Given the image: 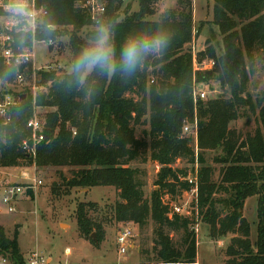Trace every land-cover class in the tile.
I'll list each match as a JSON object with an SVG mask.
<instances>
[{
	"label": "trees",
	"instance_id": "obj_1",
	"mask_svg": "<svg viewBox=\"0 0 264 264\" xmlns=\"http://www.w3.org/2000/svg\"><path fill=\"white\" fill-rule=\"evenodd\" d=\"M36 1L48 14L35 37L56 39L60 28L71 27L72 70L38 71L37 84L46 90L36 96L29 92L15 96L3 87L0 100L13 95L17 101L5 116L0 115V167H69L71 177L64 179L69 188L114 186L121 199L115 207L118 221H133L144 227L152 219L156 224L157 263L196 264L194 216L172 212L163 201V193L177 194L191 188L182 179L188 169L172 164L178 159L198 163V207L211 237L236 235L228 245L224 264H264V91L256 99L247 91L257 53L264 55V0H214L213 23L223 35V51L217 54L214 45H209L201 56L213 59L215 66L197 72L193 54L186 49L193 39V0H177L175 8L162 12L157 19L152 17L159 0H139V9L126 12L122 18L123 0H107L106 13L98 24L81 5L86 0ZM86 26L95 27L88 33V40L80 36ZM101 29L107 32L108 67L93 66L89 73L88 68L76 71L77 61L92 47L89 40L96 42L104 34ZM10 33L17 53L32 47L31 31L21 26ZM133 38L149 43L163 40L164 44L143 54L135 70L126 74L122 50ZM30 68L31 64L8 65L1 57L0 80L10 83L20 72L28 76ZM212 80L227 86L231 96L200 100L195 107V85ZM35 106L53 110L43 118L45 139L32 156L23 151L22 143L31 137L27 124ZM249 110L258 113L259 126L243 139L230 123ZM146 114L150 115L149 141L136 137L134 129ZM196 119L198 155L191 145L193 136L184 133V126ZM217 148L222 155L215 159L225 164L220 183L213 179V169L206 160V152ZM148 152L163 165L157 179L160 191H154L150 200L145 199L139 169L130 166ZM28 192L34 194L33 190ZM220 193L225 195L219 197ZM251 196H258L255 242L250 238L251 224L244 216L245 202ZM88 206L94 203L81 202L76 214L85 238L102 230L89 216ZM171 231L182 233L180 245L174 242ZM18 234L9 237L0 224V257L24 264Z\"/></svg>",
	"mask_w": 264,
	"mask_h": 264
},
{
	"label": "rangeland",
	"instance_id": "obj_2",
	"mask_svg": "<svg viewBox=\"0 0 264 264\" xmlns=\"http://www.w3.org/2000/svg\"><path fill=\"white\" fill-rule=\"evenodd\" d=\"M20 0H13V6L8 9L0 8V35L7 32V25L12 27H23L24 16L16 14L13 10ZM6 2H9L8 0ZM195 3V6H194ZM177 0H159L157 3V12L152 19H157L162 12L175 8ZM214 0H193V39L186 45L187 50L192 54L196 53L199 59H209L202 57L201 53L207 51L209 45H214L217 54L223 51V35L219 27L213 23ZM139 9V0H123L120 9L121 18L126 12H133ZM195 13V14H194ZM61 34L56 37L53 45H48L44 40L33 38V49L35 58L31 64L30 74L26 76L25 83H20L14 79L12 82L3 83L0 80V92L3 87L11 91L15 96L21 92L33 93L34 96L39 92L45 91V87L37 84L38 71L53 69L60 72H70L72 70L73 53L70 45L69 29L60 28ZM93 26H86L80 32V36L88 40V33L94 30ZM92 47H96V42L89 40ZM94 45V46H93ZM24 48L21 52H24ZM86 51V52H87ZM152 52L156 53V50ZM264 55L257 53L254 72L251 74L248 85V93L254 99L262 96L264 91ZM93 67L88 68L87 73ZM151 70V67L149 71ZM156 78V77H154ZM152 82V80H151ZM37 89H34V86ZM199 89L207 92V98L230 97L229 88L221 87L216 81L209 83H200ZM137 98L136 94H129ZM53 110L35 106L33 115L37 114L44 118L46 113ZM150 115L146 114L140 124L134 125L135 135L141 139L149 141L148 131ZM259 126L258 113L247 111L246 116L238 118L230 123V128L235 129L244 139L248 134H254ZM192 147L195 149L193 141ZM222 155L220 148L208 150L206 152L207 165L213 169V179L220 183L222 179V168L224 163L218 162L215 158ZM147 157V158H146ZM145 158V160H143ZM130 166L139 169V180L143 183L145 199L150 200L154 191H160L157 184L159 172L162 164L150 156V152L142 155L136 161L130 163ZM174 168H187L188 172L194 171L196 166L189 163L187 159H178ZM71 168L69 167H50L38 169L35 166H9L0 167V190L2 187L15 185H27L35 179H41L42 185H38L34 194L29 192L20 195L18 201H15L16 210L9 212L7 207L0 203V224L4 226L7 235L11 238L18 232V244L20 252L24 257H28L31 251L39 250L46 256H52V264H118L122 263L124 257L129 258L131 264H162L157 263L155 246V228L156 224L152 219L141 227L133 221H118L116 219V203L121 200L119 191L114 186H95L92 188H69L65 185V180L71 177ZM225 194H218L219 197ZM199 198L194 193L179 192L177 194L163 193V201L171 207V204L185 206L192 215L194 214L195 224L192 226L197 239V263L199 264H219L225 263L228 258L227 248L231 238L236 236L234 233L228 234L220 239H213L210 235L209 226L203 221V216L199 212L196 199ZM17 199V198H16ZM81 202H91L94 206H88L89 216L95 223L102 226V230L94 231L90 237H83L77 223V209ZM244 216L251 224V240L257 239L258 228V196L249 197L244 206ZM124 227H130L133 230L134 237L131 242L134 244L127 253L120 254L118 236ZM174 242L180 245L182 241L181 232H172ZM137 245L140 249H137ZM72 253L68 255L67 249Z\"/></svg>",
	"mask_w": 264,
	"mask_h": 264
},
{
	"label": "built area",
	"instance_id": "obj_3",
	"mask_svg": "<svg viewBox=\"0 0 264 264\" xmlns=\"http://www.w3.org/2000/svg\"><path fill=\"white\" fill-rule=\"evenodd\" d=\"M0 0V8L8 9L10 6H13V0ZM22 0L19 2H15V4L21 3ZM26 2L25 11L27 15L24 16V23H23V30L31 31L33 34V38L37 31L42 27L43 21L48 14V11L45 7H38L36 0H24ZM81 5L86 7L93 19V21L98 24L100 23V18L105 15L107 10V0H86L81 2ZM15 25V24H14ZM14 25L10 27L7 25V32L0 35V58L2 57L6 64L11 65H28L34 61L35 58V51L32 47L26 48L24 52H16L13 45H14V38L10 33L15 27ZM49 28L54 29L53 25H49ZM48 45H53L55 43V39L50 38L44 40ZM215 66V61L213 59H203L199 60L196 53H193V69L195 72L197 71H205L210 70ZM46 70H55L53 67L51 69ZM26 72H28V68H26ZM25 73H18L16 81L20 83H25L26 80ZM199 84H196L193 90V100L195 107H197L198 102L200 100H205L207 98V92L205 90L199 89ZM38 87L35 85L34 89ZM16 99L13 95H6L2 100H0V115L5 116L8 112L10 106L16 104ZM28 128L31 130V137L26 139L22 143V149L29 155L35 156L38 146L44 141V119L37 114H34L31 119L28 121ZM184 133L193 136V143L195 145V152L198 155L199 152V144H198V123L197 119L194 123H187L184 126ZM196 168L194 171H190L188 175L183 180H186L190 184V190L186 191V193H194L197 196L199 195V174L198 168L199 164L196 163ZM43 181L41 179H35L32 183L27 185H15L7 187L4 190V193L1 197V202L7 207L9 212H14L16 210L15 201H18L20 195L25 194L28 190H35L38 185H42ZM185 192V191H184ZM17 198V199H16ZM199 202V198L196 199V203ZM198 206V205H197ZM171 211L176 212L181 215H192L189 210L185 209V206L171 204ZM194 216V214H193ZM134 237L133 230L130 227H124L120 230L118 236V244L120 253L124 254L127 253L129 250L132 242V238ZM0 264H16L10 258L6 256L0 257ZM24 264H51L49 261V257L46 256L43 252L39 250L31 251L26 257V262ZM196 264H199L196 262ZM224 264V263H219Z\"/></svg>",
	"mask_w": 264,
	"mask_h": 264
},
{
	"label": "clouds",
	"instance_id": "obj_4",
	"mask_svg": "<svg viewBox=\"0 0 264 264\" xmlns=\"http://www.w3.org/2000/svg\"><path fill=\"white\" fill-rule=\"evenodd\" d=\"M26 2L22 0L16 7L14 11L16 14L25 16L27 15L26 11ZM103 35L99 36L96 41V47L85 52L80 59L77 61L75 70L81 71L93 66H100L102 68L108 67L109 64V51L107 48V32L105 29H101ZM164 44L163 40H156L152 43H149L140 39H130L122 50V69L126 74L133 72L141 60L143 54L147 53L149 50L154 48H159Z\"/></svg>",
	"mask_w": 264,
	"mask_h": 264
},
{
	"label": "crops",
	"instance_id": "obj_5",
	"mask_svg": "<svg viewBox=\"0 0 264 264\" xmlns=\"http://www.w3.org/2000/svg\"><path fill=\"white\" fill-rule=\"evenodd\" d=\"M194 6H195V3H194ZM195 14V13H194ZM7 188V187H6ZM5 187H2L1 188V190H0V203H2L1 202V197H2V194L4 193V190L6 189ZM1 205V204H0ZM134 243L132 242V244H131V246L130 247H132V245H133ZM137 247V249H140V246L139 245H137L136 246ZM120 252V251H119ZM68 255H70L71 253H72V250L70 249V248H68L67 249V252H66ZM120 254H122V253H120ZM29 255V254H28ZM49 257V261H50V263L52 264V262H53V257L52 256H48ZM122 263H118V264H131L130 262H129V258H127V257H124V260L123 261H121ZM90 264V263H89ZM117 264V263H116Z\"/></svg>",
	"mask_w": 264,
	"mask_h": 264
},
{
	"label": "water",
	"instance_id": "obj_6",
	"mask_svg": "<svg viewBox=\"0 0 264 264\" xmlns=\"http://www.w3.org/2000/svg\"><path fill=\"white\" fill-rule=\"evenodd\" d=\"M93 237L95 238V233H93Z\"/></svg>",
	"mask_w": 264,
	"mask_h": 264
}]
</instances>
